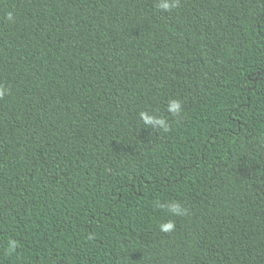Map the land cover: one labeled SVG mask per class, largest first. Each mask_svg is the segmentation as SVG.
<instances>
[{
    "label": "trees",
    "instance_id": "trees-1",
    "mask_svg": "<svg viewBox=\"0 0 264 264\" xmlns=\"http://www.w3.org/2000/svg\"><path fill=\"white\" fill-rule=\"evenodd\" d=\"M159 3L0 0V264H264V0Z\"/></svg>",
    "mask_w": 264,
    "mask_h": 264
},
{
    "label": "clouds",
    "instance_id": "clouds-1",
    "mask_svg": "<svg viewBox=\"0 0 264 264\" xmlns=\"http://www.w3.org/2000/svg\"><path fill=\"white\" fill-rule=\"evenodd\" d=\"M177 3L178 0H160L159 8L164 11H170L171 9L176 7ZM8 19H12L11 13L8 14ZM4 94V90L0 88V98H2ZM167 111L173 116H179L182 112L181 102L177 99L170 100L167 105ZM140 118L143 120L145 125H150L153 128H159L165 132H167L170 128L167 119L162 116L149 114L148 112H141ZM160 207L166 208L167 211L175 217L185 216L188 212V210L179 201H169L166 204H161ZM175 228L176 224L172 219L159 224V230L164 233H171L175 230ZM10 243L12 247L15 246L14 242Z\"/></svg>",
    "mask_w": 264,
    "mask_h": 264
}]
</instances>
